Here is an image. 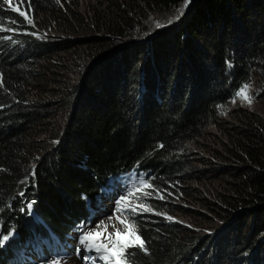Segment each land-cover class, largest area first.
Here are the masks:
<instances>
[{"label": "trees", "instance_id": "trees-1", "mask_svg": "<svg viewBox=\"0 0 264 264\" xmlns=\"http://www.w3.org/2000/svg\"><path fill=\"white\" fill-rule=\"evenodd\" d=\"M182 4L25 0L34 25L62 33L49 38L0 8L19 27L0 32L12 36L0 39V239L13 233L0 264L64 242L91 223L112 181L134 173L166 198L145 188L139 201L155 211L133 219L149 252L130 264H264V116L240 109L221 120L255 77L264 100V40L251 20L262 2L191 0L167 23ZM210 125L223 133L212 159L193 158Z\"/></svg>", "mask_w": 264, "mask_h": 264}, {"label": "snow or ice", "instance_id": "snow-or-ice-1", "mask_svg": "<svg viewBox=\"0 0 264 264\" xmlns=\"http://www.w3.org/2000/svg\"><path fill=\"white\" fill-rule=\"evenodd\" d=\"M17 3L23 5L25 3V0H0V8H3L5 5H7L10 11L16 12L18 14L17 19L23 18L22 23L34 26V21L27 15V13L24 10H21V8L16 6ZM57 3H59V0H57ZM190 3L191 0H183V6L181 9L178 10V14L174 18H170L167 21V23L170 24L173 23L174 20H178L180 16L183 15V9L187 8L188 4ZM6 23L7 21H5L3 18H0V32L15 33L16 31H19V27L15 26L16 25L15 20L11 21V23L14 25L13 27H7ZM155 26L159 28V27H164L165 25L161 24L159 21H156ZM32 34L35 35L36 33H32ZM0 39L12 41V36L5 35L0 37ZM226 63L228 64L229 67H231L230 62H226ZM2 83H3V77L2 74H0V85H2ZM255 98H256L255 95L252 93V85L250 82H247V83H242L239 86V88L233 94V98L231 102L235 104L237 99H239L241 100V102L246 103L249 107H251ZM33 175H35L34 172ZM139 184L141 185L142 188H152L156 194V198L161 200L166 198L164 194H161L162 190L156 188L149 181L141 179L139 181ZM133 188H136V185H133ZM21 195H23V193H21ZM132 195L133 192L129 190L128 196H121L119 199L115 201L117 212H123L127 210L135 216V215H139L141 211L142 212L155 211L151 207V205L148 204L130 203L129 197H131ZM142 195L145 198H150V194L147 191H143ZM137 199H139V196H137ZM32 203L35 202L33 201L27 205L29 209H31ZM157 214L166 215V213H157ZM116 219L119 220V222L124 226V231L121 232L120 229H116L114 233L109 234L108 239L110 241L111 246H109V244L102 243L99 240V237L102 235V232H97L94 229L90 231H86L84 225H81L78 228V231L81 233L79 235V244L83 246L85 250L88 252L99 253L100 255L98 256V259L102 261L103 264H129L130 259L134 261L137 251H141L146 254L149 252V249L147 247V242L139 234L140 230L136 220L133 219L129 221L128 217L126 216L123 218H121V216H117ZM167 219L173 220L174 218L168 216ZM101 224H103V221H101ZM189 227H191V225H189ZM97 228H99V225H97ZM107 228L108 225L105 224L103 231H107ZM12 234H13L12 232H9L8 235L3 236L2 239H0V246H2L3 243L7 241ZM62 259H63L62 257L58 258L54 262V264H60V261ZM86 259L90 261V264H96V258H86Z\"/></svg>", "mask_w": 264, "mask_h": 264}, {"label": "rangeland", "instance_id": "rangeland-1", "mask_svg": "<svg viewBox=\"0 0 264 264\" xmlns=\"http://www.w3.org/2000/svg\"><path fill=\"white\" fill-rule=\"evenodd\" d=\"M73 1H77V0H67V2L70 5L73 4ZM80 1L83 4L82 7H84L87 3L93 2V0H80ZM261 2H262V6H263L261 9L264 10V0H261ZM16 6L21 8V10H23V5H20L19 3H17ZM182 6H183V4L172 9L171 11H169V19L174 18L178 14V10L181 9ZM188 6H189V4H188ZM188 6H187V8L183 9V14H186V12L189 11ZM251 14H252L251 20L257 21L256 24L258 26V31L261 30L260 33L263 34L259 37L264 40V17H261V16H264V14H260V11L258 10V8L254 7V6L251 7ZM180 18H181V16H180ZM178 20H174V22L170 23V24L173 25ZM165 22H166V19L162 20V23H165ZM32 27L35 30L34 33H36L37 36H40L42 38H49L51 36H56V35L62 34L61 31L59 32L57 28H55V29L51 28L50 29V28L44 27V25L40 21L35 22V25L34 26L32 25ZM259 83H261V81H259L258 77H255V79L251 83L252 93L256 97L252 106L249 107L246 103L241 102V100H239V99H237L235 104H233L231 102V104L225 109L224 113L221 114V116H224L223 119H221L223 122H227L226 120L228 119V117L226 115H228L230 113L232 115L235 112L234 110L237 111L240 109H244L248 112L260 113L262 116H264V100H261V95L259 93V91L262 89L263 86H259L258 85ZM222 134L223 133H222V130L219 129V125H210L209 127H207L205 129V131L203 132L200 140H196V144L192 146L191 151H190V156H192L193 158H196V157L197 158H203V157L208 158L210 156L209 158L212 159L211 155H209L208 151H211L210 150L211 148H215L216 142L218 139L222 138ZM214 150H216V149H213L212 151L214 152ZM146 180L148 181V178ZM133 185H136V188H133ZM112 188H113V183L110 184L109 190H111ZM123 188L126 190L125 196H128L129 190H131L133 192V195L131 197H129L130 203H132V204H143L139 200L145 199V197L142 195V192L146 191V190H145V188H142L139 183L131 184L129 187H127L126 182H123ZM137 196H139V199H137ZM103 197L104 196L100 197V199H101L100 206L97 207L95 210L94 209L92 210L93 221L88 224V227L85 230L90 231V230L94 229L97 232H102V235L99 237V239L106 242V244H109V246H111L110 241L108 239L109 234L114 233L116 231V229H120L121 232L124 231V226L119 222V220L116 219V217L121 216V218H123L126 216V217H128L129 221H131V220H133V217H135L137 215L134 216L132 213L128 212L127 210H125L123 212H117L116 211L115 200L120 198L119 195L115 196V199L113 201H111L112 203L107 202L110 200V199H108V196L105 198H103ZM172 197H173V200L179 199L176 195H172ZM179 220L181 221V219H179ZM101 221H103V224H101ZM173 221L175 222V221H177V219L174 218ZM105 224L108 225L107 231H103ZM182 224L188 225L184 221L182 222ZM97 225H99V228H97ZM113 225H114V227H113ZM201 230L204 232L203 228ZM113 239H114V237H113ZM27 254L31 255V256H29L30 258H27V259L33 260L34 262H36L35 264H54V262H55L53 260L46 261V262H40V259H39L40 257L35 256L32 253V251L27 252ZM97 259H98V257H97ZM85 260H86L85 257H82L81 261L74 258V259H72V261H68V262L60 261V264H84ZM26 261L28 262V264H31L28 260H26ZM100 262H101V264H103L102 261H100Z\"/></svg>", "mask_w": 264, "mask_h": 264}, {"label": "bare ground", "instance_id": "bare-ground-1", "mask_svg": "<svg viewBox=\"0 0 264 264\" xmlns=\"http://www.w3.org/2000/svg\"><path fill=\"white\" fill-rule=\"evenodd\" d=\"M62 2V1H61ZM29 6V5H28ZM33 9V8H32ZM65 9V8H64ZM35 10H36V8H35ZM258 72V71H257ZM197 174V173H196ZM124 177H128L127 179L131 182V184H136V183H139V181L141 180V179H144V180H146V177H139L138 176V174H131V175H125ZM115 182H121V177H119V178H117L115 181H112L111 183H115ZM110 183V184H111ZM110 184H109V186H108V190L107 191H109V189H110ZM130 184V185H131Z\"/></svg>", "mask_w": 264, "mask_h": 264}]
</instances>
